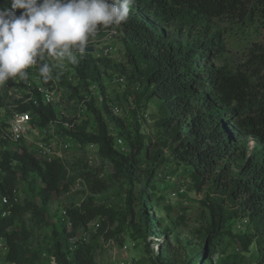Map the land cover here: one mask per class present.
Here are the masks:
<instances>
[{"label":"trees","instance_id":"trees-1","mask_svg":"<svg viewBox=\"0 0 264 264\" xmlns=\"http://www.w3.org/2000/svg\"><path fill=\"white\" fill-rule=\"evenodd\" d=\"M0 7H10L8 0H0ZM20 11L17 10V14ZM225 17L264 33V0H135L127 22L107 28L122 34L132 65L140 69V63L145 64L141 71V95L147 100H160L159 125L167 137L163 148L171 151L178 164L192 168V181L198 190L211 180L217 188L231 187L232 195L237 198L247 194L242 202V212L248 214L253 226L251 239L256 240L263 252L264 155L250 156L240 143L250 137L264 141V77H261L264 55L253 58L260 64V70L252 73L231 74L210 65L224 54L225 44L218 33L209 35L204 28L208 21ZM197 27L202 31L196 32ZM77 54L80 56L77 72L82 80L97 82L105 94L101 66L109 69L116 65L109 59H94L87 52ZM92 110L98 132L88 134L78 127L74 136L83 144H98L104 159L116 168L126 170L132 178H142L139 156L146 145L139 128L130 131L125 119L114 116L107 105ZM37 111L44 118L53 115L48 109L37 108ZM107 120L128 143L129 154L123 155L115 148ZM161 156L162 148L153 157L165 164L166 160ZM231 158L246 161L233 179L230 178L233 171ZM0 168L3 170L0 197L12 198L19 180H26L31 174L41 181L40 196L44 206L54 194L68 189L67 172L62 162L44 163L19 144L6 143L5 149L0 148ZM154 173L153 170L147 176L152 179ZM98 187L101 190L104 184L100 182ZM141 200L143 208L147 209L148 196L142 194ZM29 211L38 217L45 215L44 209L33 203L17 204L8 217L0 215V237L7 244L6 259L10 263L20 257L19 238L13 229L15 222L19 215ZM211 211L214 215L212 228L216 232L213 236L217 237L218 229L227 218L219 207L211 208ZM113 216L110 208L97 206L92 199L66 209V217L74 231L99 219L98 231L101 234L108 232ZM147 222L144 226H148ZM213 239L209 243L212 249L216 246V239ZM241 240L247 245L253 242L247 237ZM56 259L60 264H95L90 250L78 246L69 252L59 242Z\"/></svg>","mask_w":264,"mask_h":264},{"label":"rangeland","instance_id":"rangeland-1","mask_svg":"<svg viewBox=\"0 0 264 264\" xmlns=\"http://www.w3.org/2000/svg\"><path fill=\"white\" fill-rule=\"evenodd\" d=\"M101 29L108 30L107 27ZM205 30L209 35L218 33L225 44L224 54L210 63L215 69H224L231 74L260 70V64L253 58L264 55V33L226 17L208 21ZM198 31L202 30L197 27ZM103 35H96L90 42L103 40ZM115 41L119 49L109 60L116 67L105 69L101 66L105 94L98 85L97 91L103 98L98 109L105 105L110 109V104H117L125 112L129 111L124 118L127 128L130 131L139 128L145 139L146 149L139 156L142 178H132L126 170L118 169L104 159L90 144L80 142L63 164L68 189L54 194L47 205L42 204V184L35 175L19 180L15 192L17 203L36 204L44 209L45 215L38 217L29 211L18 216L13 229L19 238L20 257L15 263L8 262V247L0 237V264H52L53 259L60 264L56 259L57 242L69 252L78 246L90 250L95 264H264V249L262 252L256 240L251 239L254 229L248 214L242 212V202L247 194L237 198L232 195L231 187L217 188L211 180L198 190L193 184L192 173L189 174V170L193 171L190 166L168 162L171 151L163 148L167 137L159 125L160 100H147L137 90L143 87L141 71L145 64L140 63L139 69L130 63L119 32ZM118 77L125 78V85L115 82ZM261 77H264V71ZM86 89L90 92L89 87ZM133 107L136 110H132ZM138 111L147 117L140 119ZM107 124L110 133L119 135L111 121L107 120ZM78 127L84 128L88 134L98 132L93 119L78 124ZM240 145L250 156L259 158L264 155L261 138L250 137ZM161 148V159L166 160L165 164L170 163L169 170L153 157ZM231 161L233 171L230 178L233 179L246 161L236 158ZM153 170L154 177L150 179L147 174ZM100 182L104 184L101 190L98 187ZM183 184L184 189L173 195ZM142 194L150 200L147 209L143 208ZM89 199L114 212L108 232L101 234L98 231L99 219L76 231L72 229L66 209L80 206ZM214 207H219L227 218L218 229L217 237L213 236L216 232L212 228L214 215L211 208ZM145 221L148 226H144ZM242 237L253 242L244 244ZM213 238L216 239L214 249L209 244Z\"/></svg>","mask_w":264,"mask_h":264},{"label":"built area","instance_id":"built-area-1","mask_svg":"<svg viewBox=\"0 0 264 264\" xmlns=\"http://www.w3.org/2000/svg\"><path fill=\"white\" fill-rule=\"evenodd\" d=\"M98 34H104L103 40L91 41L89 46L94 47V59H109L119 49L115 39L117 31L100 29ZM78 60L80 56L76 54ZM53 65L51 79L45 82L39 75L37 65L26 69L28 77L21 80L13 78L0 85V148L5 149V144L25 146L30 154L44 163L59 161L64 164L68 154L80 145L78 137L74 136L78 124L89 119L95 121V113L92 108L98 109L103 102L98 89V83L92 80L83 81L77 72L79 64H71L66 59L62 62L45 61ZM115 82L125 85V78L118 77ZM89 87L90 92H86ZM142 91L143 87H138ZM114 116L121 119L129 115L119 105H109ZM37 108L48 109L53 112L50 118H44ZM136 110V108H132ZM75 112V113H74ZM82 114V115H81ZM138 117L144 119L138 111ZM108 127V124H107ZM108 131H110L108 129ZM117 132V131H116ZM114 137L115 148L123 155L130 152L126 140L118 134ZM91 148L99 151V145L89 143ZM169 161H175L170 153ZM170 163L163 165L169 170ZM192 170V169H191ZM192 173L189 170V174ZM3 170L0 168V175ZM184 185V184H183ZM185 185L178 192L179 194ZM13 191V197H0V215L8 217L18 204ZM52 264H57L53 259Z\"/></svg>","mask_w":264,"mask_h":264},{"label":"clouds","instance_id":"clouds-1","mask_svg":"<svg viewBox=\"0 0 264 264\" xmlns=\"http://www.w3.org/2000/svg\"><path fill=\"white\" fill-rule=\"evenodd\" d=\"M135 0H8L0 7V85L37 65L40 77L51 79L45 61L79 62L90 39L102 27L126 23ZM17 10H22L17 14Z\"/></svg>","mask_w":264,"mask_h":264},{"label":"water","instance_id":"water-1","mask_svg":"<svg viewBox=\"0 0 264 264\" xmlns=\"http://www.w3.org/2000/svg\"><path fill=\"white\" fill-rule=\"evenodd\" d=\"M87 53H94V47L89 46V49H86Z\"/></svg>","mask_w":264,"mask_h":264}]
</instances>
